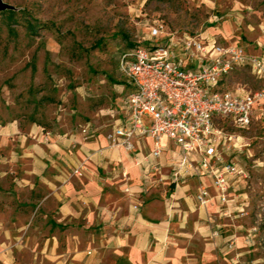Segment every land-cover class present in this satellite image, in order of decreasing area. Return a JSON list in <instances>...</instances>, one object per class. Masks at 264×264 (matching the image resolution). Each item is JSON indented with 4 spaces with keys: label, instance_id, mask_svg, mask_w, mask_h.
<instances>
[{
    "label": "crops",
    "instance_id": "crops-1",
    "mask_svg": "<svg viewBox=\"0 0 264 264\" xmlns=\"http://www.w3.org/2000/svg\"><path fill=\"white\" fill-rule=\"evenodd\" d=\"M205 37L264 59V36L262 43H239L224 24ZM82 130L0 125V264H16V232L20 247L40 249L36 264H249V245L233 232L241 213L234 194L226 205L213 198L199 206L200 185L214 195L210 180L194 171L175 184L179 148L172 142L164 140L154 170L108 148L107 132ZM135 149L144 157L151 140ZM81 164L82 176H72Z\"/></svg>",
    "mask_w": 264,
    "mask_h": 264
},
{
    "label": "rangeland",
    "instance_id": "rangeland-1",
    "mask_svg": "<svg viewBox=\"0 0 264 264\" xmlns=\"http://www.w3.org/2000/svg\"><path fill=\"white\" fill-rule=\"evenodd\" d=\"M3 1L23 13L11 24L14 34L0 15V120H15L22 128L34 121L49 131L108 133L118 120L113 111L127 92L119 90L125 84L119 71L120 53L127 49L124 37L145 44L149 27L157 23L169 32L204 36L228 24L239 43H262L264 36V0ZM29 17L38 24L34 35L25 23ZM223 85L251 93L263 82L241 68ZM217 126L239 138V150L225 156L245 172L229 193L241 209L232 220L233 232L249 245L247 262L264 264V122L253 118L245 130L223 121ZM11 238L15 263L36 264L40 249L20 247L13 239L20 233Z\"/></svg>",
    "mask_w": 264,
    "mask_h": 264
},
{
    "label": "built area",
    "instance_id": "built-area-1",
    "mask_svg": "<svg viewBox=\"0 0 264 264\" xmlns=\"http://www.w3.org/2000/svg\"><path fill=\"white\" fill-rule=\"evenodd\" d=\"M149 34L147 47L119 59L127 92L113 111L118 123L105 135L107 146L132 153L137 166L159 170L156 161L165 151L164 140L170 141L179 148L171 180L177 184L200 172L209 178L214 195L200 185L198 205L206 206L213 198L226 205L232 184L245 172L225 156L239 150V138L217 123L245 130L253 118L264 122V59L202 34L169 32L162 23L150 26ZM241 68L263 82L262 87L251 93L225 88L226 77ZM82 132L89 134L88 129ZM144 139L151 140V150L140 158L135 144ZM82 171L78 165L72 176L80 177Z\"/></svg>",
    "mask_w": 264,
    "mask_h": 264
},
{
    "label": "trees",
    "instance_id": "trees-1",
    "mask_svg": "<svg viewBox=\"0 0 264 264\" xmlns=\"http://www.w3.org/2000/svg\"><path fill=\"white\" fill-rule=\"evenodd\" d=\"M18 9V8H17ZM21 9H18L17 11H4V12H0V15L6 20V23L8 25V31L11 33V34H14L15 30L12 29L11 27V24H17L18 22V15L21 14L22 11H20ZM23 13V12H22ZM26 23V26H27V30L30 34L34 35L36 33V30L38 29V24H37V21L32 19L31 17H29V19H27L25 21ZM124 40L126 41V46H127V49L122 51L120 53V56H119V59L122 55L128 53L129 51L133 50V49H136L137 47H147L149 45L148 42L145 41V44H134V43H131L128 41V38L127 37H124ZM122 75V74H121ZM123 76V75H122ZM124 81H125V84L121 85L122 87L124 86L127 87L126 85V79L124 78ZM121 100V99H120ZM120 102V101H119ZM120 103H118V106ZM117 106V107H118ZM115 110H117V108L115 107ZM15 120H11V121H1L0 120V125H7V123H10V122H14ZM32 124H38V123H35L34 121H32ZM40 125V124H38ZM41 126V125H40Z\"/></svg>",
    "mask_w": 264,
    "mask_h": 264
},
{
    "label": "water",
    "instance_id": "water-1",
    "mask_svg": "<svg viewBox=\"0 0 264 264\" xmlns=\"http://www.w3.org/2000/svg\"><path fill=\"white\" fill-rule=\"evenodd\" d=\"M18 9L14 7L13 5H10L3 0H0V12L4 11H17Z\"/></svg>",
    "mask_w": 264,
    "mask_h": 264
}]
</instances>
